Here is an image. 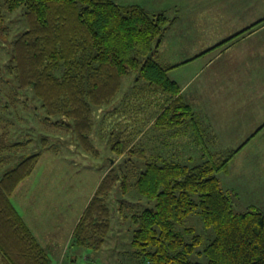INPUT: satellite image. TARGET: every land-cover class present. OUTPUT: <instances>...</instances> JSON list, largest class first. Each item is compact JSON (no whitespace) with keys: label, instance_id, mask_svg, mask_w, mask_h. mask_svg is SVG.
Segmentation results:
<instances>
[{"label":"trees","instance_id":"1","mask_svg":"<svg viewBox=\"0 0 264 264\" xmlns=\"http://www.w3.org/2000/svg\"><path fill=\"white\" fill-rule=\"evenodd\" d=\"M1 7L9 13L20 10L26 23L10 40ZM172 22L162 12L149 13L139 4L114 0H0V41L10 47L5 68L0 66V85L7 82L6 74L12 77L3 108L24 101L21 96L30 91L44 111L38 116L42 126L73 134L83 151L98 157L90 135L93 108L112 101L122 78L134 73V84L123 97L126 101L129 95L135 97L136 109L144 113L136 122L138 130H143L149 114L153 126L160 129L191 121L200 137L180 85L168 76L173 65L156 56ZM144 91L160 95L148 100ZM151 106L147 111L145 107ZM119 127L107 132L112 157L108 166H102L103 175L72 230L69 245L101 249L112 226L107 197L115 187L125 194L133 187L154 202L128 216L130 246L141 264H264V212L236 211L234 194L221 188L216 176L227 168L232 152L207 153L199 163L185 164L146 151L147 139L132 143V132ZM0 129V165L12 163L0 173V264H50L46 249L11 198L54 144L43 135L39 150L24 154L33 138L10 139L7 123ZM117 209L123 207L118 204ZM191 212L198 213L214 232L201 251L196 249L200 236L191 227L178 229ZM202 253L206 262L190 259Z\"/></svg>","mask_w":264,"mask_h":264},{"label":"crops","instance_id":"2","mask_svg":"<svg viewBox=\"0 0 264 264\" xmlns=\"http://www.w3.org/2000/svg\"><path fill=\"white\" fill-rule=\"evenodd\" d=\"M171 3L152 12L165 15L169 12L175 17L157 54L173 65L168 75L180 69L181 74L170 78L180 85V95L190 105L201 136L195 130L197 124L191 121L180 127L160 129L153 126L151 118L132 143L147 139L151 153L185 164L199 163L207 153L232 152L227 168L216 173L220 184V174L228 177L232 171L229 167L232 157L252 140L251 146L257 144L258 136L264 137V0H172ZM238 165L241 170L243 164ZM102 175L101 168L90 194ZM224 190L233 193L230 188ZM86 203L83 200L70 221L50 228L43 226L37 217L28 220L19 213L40 244L45 249L52 247L57 258L69 245ZM62 225L67 228L62 229Z\"/></svg>","mask_w":264,"mask_h":264},{"label":"rangeland","instance_id":"3","mask_svg":"<svg viewBox=\"0 0 264 264\" xmlns=\"http://www.w3.org/2000/svg\"><path fill=\"white\" fill-rule=\"evenodd\" d=\"M114 1L123 5L141 4L149 13H152L156 8L163 9L172 4V0ZM179 1L184 2L185 0ZM1 10L4 12L10 28L7 35L10 40L15 38L22 28H25L26 23L20 10L13 13L5 11L3 7ZM167 14L166 16L174 21L175 17L170 16L172 13L168 12ZM9 50L8 42L0 41V66L2 68H5L8 62ZM156 56L160 62L166 63L163 56V58H160L158 54ZM175 74H181L180 69L169 73L168 76L176 77ZM6 78L7 82L0 85V124L7 123L9 125L10 139L21 140L28 136L33 138V142L27 147L24 154L37 152L40 148L39 139L43 135H47L54 144L51 151L42 153L37 170L30 175V178H26L23 184H20L19 190L11 198V201L28 220L37 217L39 221H43L42 224L45 227L50 228L62 221V223H66L80 210L83 200L84 202L89 201L96 187L91 194L90 190L94 186L100 169L102 166H108L112 154L109 150L107 132L111 131L113 126H121L119 128L130 130L134 138L141 131L138 130L136 122L143 118L144 113L136 109L135 105L137 104L133 103L135 97L129 95L128 101L123 97V94L128 93L134 84L135 74L130 73L122 78L119 94L117 93L112 101L93 108V126L90 135L94 146L99 149L98 157L83 151L73 134L58 132V130L42 126L38 116L44 111L39 107L38 101L32 99L30 91L21 96L24 101H19L16 106L3 108L2 105L7 98L12 77L6 74ZM144 92V98H148V100L155 99L160 95ZM131 103L133 104L131 105ZM145 108L147 111L153 109L152 106ZM148 115L146 125L153 118L151 116L148 118ZM117 122H120V125H117L119 124ZM257 139V144L251 146L254 141L252 140L232 157L229 165L232 171L228 177H224L222 174L219 176L221 186L224 189L230 188L234 194L233 208L236 211L255 209L264 212V137L258 136ZM143 141L146 142V140ZM143 148L146 151L149 150L148 142ZM259 157H262V161L257 162ZM116 158L115 163H118L120 157ZM239 163L243 164L241 170H239ZM11 164L0 165V173L11 168ZM234 167L236 169H233ZM40 170L41 172H39ZM132 182L133 179L130 178V183ZM107 203L111 210L112 226L102 248L90 250L67 244L59 254L60 257L58 255L56 258L54 256L56 252L52 247H48L46 252L50 258V264H141V259L133 255L130 246L132 223L128 216L135 211L153 206L154 202L141 196L133 187L125 194L121 193L118 186L107 197ZM118 204L123 207L122 211L117 209ZM186 226L192 228L193 234L200 236V243L196 247L198 251H201L214 236L213 230L204 225L200 215L196 212L187 214L178 229ZM66 228L62 225V229ZM190 259L201 263L207 261V257L203 253L193 254Z\"/></svg>","mask_w":264,"mask_h":264}]
</instances>
